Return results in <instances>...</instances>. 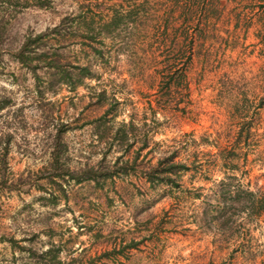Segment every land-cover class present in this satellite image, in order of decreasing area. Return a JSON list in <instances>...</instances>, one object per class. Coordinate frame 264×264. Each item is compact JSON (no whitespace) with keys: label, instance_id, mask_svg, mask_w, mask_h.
<instances>
[{"label":"rangeland","instance_id":"1","mask_svg":"<svg viewBox=\"0 0 264 264\" xmlns=\"http://www.w3.org/2000/svg\"><path fill=\"white\" fill-rule=\"evenodd\" d=\"M0 104V264H264V0H0Z\"/></svg>","mask_w":264,"mask_h":264},{"label":"trees","instance_id":"2","mask_svg":"<svg viewBox=\"0 0 264 264\" xmlns=\"http://www.w3.org/2000/svg\"><path fill=\"white\" fill-rule=\"evenodd\" d=\"M41 34L43 33H37L35 35H27L25 37V39L22 41L19 49L17 50V55H22L23 54V50H25L27 47H29V45L31 44V42L35 43V41H37L40 37H41ZM84 71H86V74L85 75H90V72L87 68V66H84ZM80 77V76H79ZM3 104H0V107H2ZM63 128H59L57 132H55V135H54V138L55 140H57L58 136H59V133L60 131H62ZM55 149H58V146L56 144H54V147L52 149V152H51V159L53 161H57L58 157H57V151L56 152H53V150ZM118 157H116L117 159ZM128 159H125L124 163H126ZM164 162L166 163L164 165V168L162 171H171L173 169L174 166L176 165H184L180 162H175L173 160V153L165 156V158L163 159ZM131 161L133 162L134 161V157L131 159ZM161 163V159H159L156 163V165H153L150 167V169L146 172V177L148 180H151L152 179V173H156L159 171V168L157 166V164L159 165ZM124 165V164H123ZM118 168H121V165H118V166H113L112 168H110L109 170H105V174H107V176H111L113 173L116 172V170ZM70 173L71 176H74V179L75 180H79L80 178H86V179H94L95 178V174L96 173H100L98 167L96 166H93V164H90V165H86V166H82L80 167L77 171H73V172H70L68 169L66 170ZM124 171V170H123ZM159 180H164V181H167V182H173L174 179L172 178V176H170L167 172L164 173V174H159V176H157ZM249 194H250V197L249 198H245V201H249V203L253 206V207H257L259 211L261 210H264V192H262L260 195H258L256 197V195H254L253 192L249 191ZM239 197L236 196V200L238 199ZM52 250H54L53 248L47 246L44 250H41L39 253H38V256H44V254H48L50 253ZM57 249H55L56 251ZM53 255V254H52ZM56 255V254H55Z\"/></svg>","mask_w":264,"mask_h":264}]
</instances>
